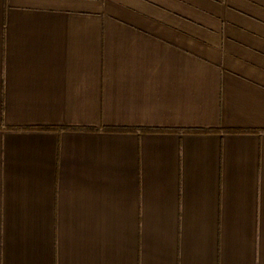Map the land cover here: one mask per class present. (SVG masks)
<instances>
[{"label": "crops", "instance_id": "1", "mask_svg": "<svg viewBox=\"0 0 264 264\" xmlns=\"http://www.w3.org/2000/svg\"><path fill=\"white\" fill-rule=\"evenodd\" d=\"M0 264H264V0H0Z\"/></svg>", "mask_w": 264, "mask_h": 264}]
</instances>
